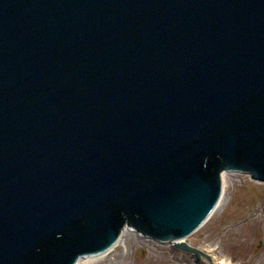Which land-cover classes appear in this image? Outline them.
Returning a JSON list of instances; mask_svg holds the SVG:
<instances>
[{
  "label": "water",
  "instance_id": "1",
  "mask_svg": "<svg viewBox=\"0 0 264 264\" xmlns=\"http://www.w3.org/2000/svg\"><path fill=\"white\" fill-rule=\"evenodd\" d=\"M224 172L264 183V0H0V264H213Z\"/></svg>",
  "mask_w": 264,
  "mask_h": 264
},
{
  "label": "rangeland",
  "instance_id": "2",
  "mask_svg": "<svg viewBox=\"0 0 264 264\" xmlns=\"http://www.w3.org/2000/svg\"><path fill=\"white\" fill-rule=\"evenodd\" d=\"M226 186L223 206L186 242L219 263L264 264V183L230 173ZM126 229L121 245L95 264H207Z\"/></svg>",
  "mask_w": 264,
  "mask_h": 264
},
{
  "label": "bare ground",
  "instance_id": "3",
  "mask_svg": "<svg viewBox=\"0 0 264 264\" xmlns=\"http://www.w3.org/2000/svg\"><path fill=\"white\" fill-rule=\"evenodd\" d=\"M230 173L228 172H224L221 174V178H222V196L214 210V213L220 209L222 206H223V203H224V197H225V189H226V184H227V178H228V175ZM129 229V230H128ZM128 231H132V229H130L129 227L126 229ZM133 232V231H132ZM123 234V233H122ZM182 240H185V239H181L180 241ZM121 242H122V237L120 239V241L118 242V244L114 247V248H111L110 250L102 253V254H99V255H96V256H92V257H88V258H85V259H82L81 261H79L78 264H95L97 262H100L102 260H104L107 256H109L114 250H116V248H118L120 245H121ZM203 262L205 263V261L203 260ZM216 264H223L222 262L221 263H216Z\"/></svg>",
  "mask_w": 264,
  "mask_h": 264
}]
</instances>
